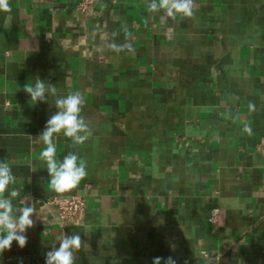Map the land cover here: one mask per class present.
Masks as SVG:
<instances>
[{
  "label": "crops",
  "instance_id": "obj_1",
  "mask_svg": "<svg viewBox=\"0 0 264 264\" xmlns=\"http://www.w3.org/2000/svg\"><path fill=\"white\" fill-rule=\"evenodd\" d=\"M79 2L9 0L10 26L0 12V161L16 177L14 209L28 197L39 215L0 264H45L64 233L81 235L76 264H264V0H196L175 20L146 0L87 14ZM125 43L134 54L111 47ZM37 77L80 92L92 129L80 146L54 140L58 160L71 151L87 164L63 194L35 139L55 98L23 91ZM68 196L85 199L79 225L48 205Z\"/></svg>",
  "mask_w": 264,
  "mask_h": 264
},
{
  "label": "clouds",
  "instance_id": "obj_2",
  "mask_svg": "<svg viewBox=\"0 0 264 264\" xmlns=\"http://www.w3.org/2000/svg\"><path fill=\"white\" fill-rule=\"evenodd\" d=\"M146 4L149 13L163 12L173 20L178 16L192 18L197 7L196 0H146ZM11 11L9 0H0V12L9 13L5 17V24L9 26L12 21ZM111 47L117 52L126 49L134 54L131 43L120 46L113 44ZM23 91L35 104L47 103L50 97L55 98L54 106L57 111L47 120L44 130L35 139L37 143L44 145L40 158L46 164L51 190L59 194L70 192L87 177V164L77 153L71 151L64 155L62 160H58L54 140L63 135L71 139L73 146H80L90 138L92 129L82 115L84 97L78 91L60 96L55 84L39 77L35 78L32 84H26ZM245 131L250 132V129L245 128ZM15 182L16 177L10 163L0 161V254L10 250L14 241L20 248H24L28 242L26 232L34 226L32 217L34 214L39 216L34 203H27L28 197L22 199L25 206L14 209L12 199L18 196V192L15 189L10 190L9 186ZM58 242V248L53 246L46 253L45 264H76V255L82 246L81 235L64 233ZM162 260L163 264H177L171 256L154 257L152 264H161Z\"/></svg>",
  "mask_w": 264,
  "mask_h": 264
},
{
  "label": "built area",
  "instance_id": "obj_3",
  "mask_svg": "<svg viewBox=\"0 0 264 264\" xmlns=\"http://www.w3.org/2000/svg\"><path fill=\"white\" fill-rule=\"evenodd\" d=\"M101 2V0H80L78 11L87 14ZM49 207L53 208L57 221L61 226L67 224L79 225L85 216L86 202L82 196L54 197L48 202ZM211 222L217 223L218 212L214 211Z\"/></svg>",
  "mask_w": 264,
  "mask_h": 264
}]
</instances>
